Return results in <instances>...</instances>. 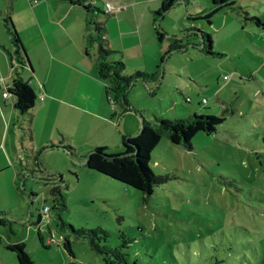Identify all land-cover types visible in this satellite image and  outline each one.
I'll return each mask as SVG.
<instances>
[{
	"label": "rangeland",
	"instance_id": "374dc122",
	"mask_svg": "<svg viewBox=\"0 0 264 264\" xmlns=\"http://www.w3.org/2000/svg\"><path fill=\"white\" fill-rule=\"evenodd\" d=\"M93 1L101 9L96 22L114 17L104 14L102 0ZM211 2H179L158 21L162 33L166 27L181 35L179 30L193 27L210 34L214 54H203L194 45L166 53L165 74L160 62L156 81L138 78L127 90V107L138 117L139 128L142 117L154 121L220 114L216 93L227 102L225 121L212 134H196L192 150L166 138L159 142L149 167L155 175L173 178L155 186L151 196L89 170L63 149L48 147L39 156L40 165L34 163L26 157L28 141L20 136L15 119L7 125L0 111V264H19L7 249L15 243L25 245L33 264H125L106 257L70 226L96 230L94 241L118 250L127 264H264V0H236L235 9L220 10L211 22L193 18L210 10ZM3 29L7 31L4 24ZM111 57L109 61H122ZM139 63L142 58L133 61ZM123 73L142 74L129 69ZM108 102L118 111L111 120L118 121L122 106ZM55 121L79 138L78 143L67 137L80 158L91 151L87 146L122 150L121 144L110 147L117 142L107 138L105 128L99 129V119L92 130L84 122L80 132L70 119ZM31 167L45 172L58 168L56 180L60 176L63 181L50 185L34 179L27 171ZM54 186L60 187L65 207L55 201L59 197L51 193ZM45 206L49 213L38 223ZM66 238L73 255L64 248Z\"/></svg>",
	"mask_w": 264,
	"mask_h": 264
},
{
	"label": "crops",
	"instance_id": "0c3cea01",
	"mask_svg": "<svg viewBox=\"0 0 264 264\" xmlns=\"http://www.w3.org/2000/svg\"><path fill=\"white\" fill-rule=\"evenodd\" d=\"M89 2L92 4V0L87 1ZM106 2L117 9L111 18L114 22L109 23L110 19L104 23V44L114 50L111 59L127 62L126 70L154 74L156 81L159 63L163 59V74L166 73L169 57L165 59V54L171 38L179 36L178 32L165 27L163 37L167 34V41L157 38L159 21L156 19V12L162 0H102L103 9ZM6 14L10 15L20 34L32 70L28 66L22 68L19 64L12 66L9 60L8 51H13L14 46L11 36L3 29ZM88 19L89 13L82 6L67 0H0V29L3 34V37H0V111L7 125L15 119L14 124L19 126L21 120V125L31 128V138L27 141L33 145H26L33 151L38 145L42 148L48 146L50 141L62 137L80 141L77 136L62 131L61 124L55 119H61L63 123L70 119L72 127L78 126V132L86 124L92 130L96 127V119H99L103 121L99 129L105 128L107 138H113L114 142H117L115 146H110L115 149L120 147L124 137L137 134L141 129L138 117L130 113L131 108L125 113H122L120 108L118 121L111 120V115H116L118 111L109 104L108 99L113 97L107 94L106 83L97 76L98 43L90 42L89 39L97 36L95 31L91 34ZM182 21L187 22L185 16ZM180 32L182 30H179ZM199 50L204 52L201 48ZM139 58H142V63L133 64V61ZM17 71L25 80L30 81L38 101L32 115L26 119L22 117L23 120L13 107L15 99L3 96V91L11 87ZM214 98L215 103L221 107V112L225 108L228 110L227 102L221 94L216 93ZM125 116L127 117L123 120ZM84 122L86 124H83ZM21 134L22 132L20 136ZM87 147L89 150L93 149L91 146ZM120 151L118 149L114 153ZM76 154L80 157L77 148ZM81 161L85 164L84 156ZM58 171V168L50 167L49 172H46L58 174Z\"/></svg>",
	"mask_w": 264,
	"mask_h": 264
},
{
	"label": "trees",
	"instance_id": "16d2710c",
	"mask_svg": "<svg viewBox=\"0 0 264 264\" xmlns=\"http://www.w3.org/2000/svg\"><path fill=\"white\" fill-rule=\"evenodd\" d=\"M69 3L80 5L89 13V19L87 24L92 26L96 32V38L90 37V42H97L98 49L96 53V69L97 76L103 82L106 83L107 94L112 98V103L120 104L123 108L122 113L129 111L127 107L128 102L126 99L127 90L133 84L135 80L141 78L143 80L154 79V74H136L133 77H127L124 75L126 66L123 61H109V57L113 55L114 50L105 45L104 35L106 32V26L104 23H98L94 20L96 12H101L100 8L92 5L87 1L89 0H67ZM185 0H162L161 6L156 12V19L165 15L172 7L177 3ZM236 0H212L211 9L204 13L194 16V19H207L211 22V18L220 10L224 8L235 9ZM104 14L108 16L113 15V12H108L104 9ZM191 18V16H189ZM3 24L11 36V40L14 46L13 51H8L9 60L12 64H19L22 68L28 66L32 70L29 59L27 57L25 48L21 41V38L12 22L9 14H6ZM182 34L171 38L170 45L168 47L167 54L183 52L192 43L193 38L201 42H204L202 50L207 54L213 55L212 52V37L210 34L199 30L198 28H186L182 30ZM156 35L159 40H162L163 33L157 28ZM202 38V41H201ZM194 41V42H197ZM164 60V59H163ZM163 60L161 62H163ZM7 91L10 96L16 99L13 103V107L18 111L20 118L26 119L32 115V110L38 104L35 90L33 89L30 81L25 80L19 71L16 72L15 78L12 81L11 87H7ZM110 101V99H109ZM207 109V108H205ZM228 110L225 108L220 114H194L188 118L178 119H165L155 118L154 121L147 120L142 117V127L137 134L124 137L121 142L122 150L114 153L109 152L110 148H93L86 156H84L85 165L89 170L98 172L99 174L108 176L114 180L124 183L134 189L142 192L146 197L153 194L155 186H159L167 183L173 177L170 175H155L149 167L151 161V155L157 148L159 142L166 138L174 145H182L185 148L192 150V139L196 134L203 132L206 134H212L217 131L218 127L225 121ZM30 119V118H29ZM23 120V119H22ZM21 136L24 140L31 138V128L29 126L21 125ZM60 148L68 152L72 159L81 161V158L76 154V148L73 147L69 141L62 137L56 141H50L49 145L42 147L37 152L31 150L29 147H24L27 159H32L34 163L40 165L39 156L47 148ZM30 177L38 179L46 184L56 185L55 174H49L40 168L31 167L27 169ZM60 181H63L60 178ZM51 193L56 198L55 201L62 203L65 207V198L61 195L60 187L54 186ZM48 214V213H47ZM45 215L43 210L39 214L38 223L41 222L42 217ZM70 226V225H69ZM77 236H87L91 239L92 245L97 250L103 253L106 257L113 256L119 261H123L127 264V260L119 254L118 250L107 249L97 244L93 237L96 236V230L78 229L70 226ZM101 233L105 231L101 230ZM43 245L45 241L40 234ZM64 248L73 255L71 248V242L68 238L65 239ZM7 249L15 253L19 264H33L28 253L25 250L23 243H15L7 245ZM129 263V262H128Z\"/></svg>",
	"mask_w": 264,
	"mask_h": 264
},
{
	"label": "built area",
	"instance_id": "2783aa9c",
	"mask_svg": "<svg viewBox=\"0 0 264 264\" xmlns=\"http://www.w3.org/2000/svg\"><path fill=\"white\" fill-rule=\"evenodd\" d=\"M35 2H36V0H35ZM105 9L108 11V12H113V14L115 13V10H114V8L112 7V5L110 4V3H108V2H106V4H105ZM224 79H228V77L227 76H224ZM2 84V78L0 77V85ZM3 96H4V98H9L10 97V94H9V92L7 91V88L3 91ZM41 100H43V98H41ZM110 101H111V103H112V98L110 99ZM15 102H16V99H15ZM14 102V103H15ZM43 212L45 213V215L44 216H46L47 215V213H49V208L48 207H43Z\"/></svg>",
	"mask_w": 264,
	"mask_h": 264
},
{
	"label": "water",
	"instance_id": "95a60500",
	"mask_svg": "<svg viewBox=\"0 0 264 264\" xmlns=\"http://www.w3.org/2000/svg\"><path fill=\"white\" fill-rule=\"evenodd\" d=\"M201 41H202V38H201ZM203 45H204V42L202 41V42H201V45H199V44H198V45H197V44H195L194 46H196V47H198V48H201V49H202ZM56 175H57V173H56ZM60 178H61V177L59 176L57 180H60Z\"/></svg>",
	"mask_w": 264,
	"mask_h": 264
}]
</instances>
